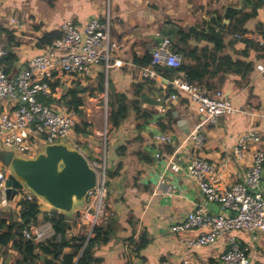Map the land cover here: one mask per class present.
<instances>
[{
    "label": "crops",
    "instance_id": "obj_1",
    "mask_svg": "<svg viewBox=\"0 0 264 264\" xmlns=\"http://www.w3.org/2000/svg\"><path fill=\"white\" fill-rule=\"evenodd\" d=\"M246 5L245 0H110L111 37L117 43L114 57L125 63L111 70L110 94L127 96L131 106L133 101L138 102L135 106L150 116L147 121L137 119L132 106L129 117L120 126L110 124V129L102 135L98 116L105 95L98 89L102 72L77 81L89 88L83 95V110L91 123V134L85 138L74 135V138L86 144L83 149L86 156L94 158L105 154L111 170L120 168V174L110 181L107 196V215L115 221L114 233L109 242L95 249L99 262L94 264H126L130 260L140 264H179L187 255V240L196 238L198 232H173L171 227L185 220L196 204H205L214 213L221 212L220 206L217 211L209 208L210 203L206 202L197 182L184 170L186 165L196 156L208 160L217 168L220 187L229 188L251 165L254 149L259 145L264 147V73L256 69L258 64H264V50L250 48L248 56H244L245 44L231 45L232 38H226L224 54L252 61L254 71L246 81L234 73H228L223 80L219 78L221 75L210 79V83L217 85L213 92L222 90L235 107L234 112L220 116L216 124L206 120L186 92L177 90V98H171V79L152 77L156 82H147L139 68L142 66L134 60L145 52L152 53L156 47L165 45L168 49L178 43L180 27L202 32L215 23L228 24L229 10L246 7L249 11L251 6ZM107 6L108 0H0V26L15 36L18 44L13 45L12 50L18 56L17 67L20 68L40 52L37 43L45 32L60 30V25L68 19L83 26L90 18H103ZM12 19L21 22L22 27L16 28ZM259 24H264L263 5L258 8L257 16L247 22L249 32L245 37L255 42L262 38L257 30ZM0 38L7 49L6 33L0 31ZM189 43L199 48L214 47L208 40L193 39ZM160 97L163 99L159 101ZM108 99L109 96L104 100L106 107ZM161 124L166 129L161 128ZM195 129L207 136L206 143L199 149L189 140ZM249 131L261 136V144L250 142L249 150L238 158L234 155L235 145L239 137ZM160 136H167L170 142L161 140ZM121 146L126 147L122 155L119 154ZM0 150H3L1 146ZM170 162L178 163L181 170L170 169ZM86 203L69 216L72 230L68 236L90 232V219L84 216ZM41 208V224L36 230L43 241L53 236L54 229L51 223L44 221V213L50 208L45 204ZM19 209L15 200L0 207L5 212L13 211L16 216ZM238 236L242 245L249 248L251 264H264V232H258L257 239L249 232ZM130 238L145 244L136 249ZM228 241L229 234H224L214 244L191 250V264H223L221 255ZM14 260L13 251L7 258L0 256V264H11ZM37 264L43 263L38 261Z\"/></svg>",
    "mask_w": 264,
    "mask_h": 264
},
{
    "label": "built area",
    "instance_id": "obj_2",
    "mask_svg": "<svg viewBox=\"0 0 264 264\" xmlns=\"http://www.w3.org/2000/svg\"><path fill=\"white\" fill-rule=\"evenodd\" d=\"M12 23L16 28L22 27L21 22L16 19H12ZM111 28L112 16L108 0L103 18H90L83 26H78L72 20H65L60 25L62 37L30 57L13 75L8 74L1 62L7 55V50H0V146L3 150L33 157L45 144L68 143L73 140L74 127L78 123L76 112L62 106L46 105L42 99L51 94L49 81L52 79H62L66 85L72 86L74 82L99 72L104 74V93L108 96L111 70L125 64L114 57L117 43L111 37ZM236 37L243 38L245 35L237 34ZM257 42L264 47L263 38ZM164 46L152 50L153 64L179 67L180 55L170 52ZM139 68L144 77L161 78L152 68ZM256 69L264 73V64H258ZM170 82L175 90H182L190 96L209 123L216 124L220 116L235 111L232 100L222 90L209 91L183 79H171ZM177 96L176 92L170 94L173 99ZM162 99L158 98L159 101ZM159 138L170 142L167 136ZM189 140L194 148L199 149L206 143L207 136L195 129ZM250 142L261 144V136L255 131L242 134L235 145L234 155L243 157L244 152L249 150ZM75 147L85 154L77 144ZM156 156L160 157V154L157 153ZM86 157L98 178L96 187L88 192L84 206V216L90 219L91 232L95 225L103 221L106 214L109 192L108 161L105 154L99 159ZM169 168L174 171L181 170L176 162H170ZM184 170L197 182L206 202L217 203L221 212L214 213L205 204H196L185 220L171 227L173 232H198L196 238L187 240L189 249L179 264H191V250L214 244L224 234H229V241L227 249L221 255L222 263L251 264L249 248L242 245L238 234L249 232L253 239H257L258 232H264V147L259 145L254 149L251 165L241 179L229 188L220 187L216 166L202 157L192 158ZM7 177L8 171L0 170V207L8 206L12 202L5 195ZM21 198L33 200L36 196L24 188L18 190L15 201ZM24 233L30 238L27 230ZM41 237L37 232V238L40 240ZM126 264L140 263L130 260Z\"/></svg>",
    "mask_w": 264,
    "mask_h": 264
},
{
    "label": "trees",
    "instance_id": "obj_3",
    "mask_svg": "<svg viewBox=\"0 0 264 264\" xmlns=\"http://www.w3.org/2000/svg\"><path fill=\"white\" fill-rule=\"evenodd\" d=\"M245 1L248 3L246 6H251V9L247 11L245 7L241 10H229L227 18L230 20V23L228 24L222 22L215 23L208 30L203 29L202 32H198L195 29L186 30L184 27H180V39L178 43L172 44L168 48L170 52L180 55L181 65L179 67L153 64V57L150 52H145L142 56L135 57V63L142 67L152 68L161 76L168 79H174V77L181 78L191 84L204 87L209 91L217 88V85L209 82L210 79L215 78L217 75H221L219 78L223 80L228 73H234L239 75L241 80L246 81L247 77L254 71V63L243 57L233 58L228 54H224L227 46L225 42L227 37L233 39L229 42L231 45L241 42L245 44V48L242 51L244 56H248L250 48H255L258 51L264 50V47L259 42L246 37L239 39L236 37L237 34L246 35L249 32L246 27L247 22L257 16L258 8L261 5L264 6V0H255L253 3L251 0ZM263 28L264 24L257 26V30L260 31L264 39ZM0 31L6 33L9 42L6 49L7 55L3 57L1 62L5 65L8 74L13 75L19 71L17 67L18 56L12 50L13 45H17L18 43L14 41L15 36L12 31L1 26ZM61 37L62 32L60 30L45 32L37 43L39 51L41 52L46 45ZM193 39L197 41L208 40L214 44V47L213 49H208L207 47L199 48L198 46L193 47L189 43ZM99 77L100 84L98 89L104 92V74H100ZM146 81L150 83L156 82L152 78H147ZM49 83L51 94L44 97L42 99L43 102L46 105H57L73 109L79 118V122L74 127V135H81L83 138L90 135L91 123L83 110V95L89 88L84 87L81 82H75L72 86H67L62 79H52ZM110 84L109 80L108 119L112 127L120 126L129 117L132 106L136 112L137 119L148 120L150 114L135 106L138 102L133 101L131 106L127 96H111ZM140 86L141 84H139ZM176 91L170 86V93ZM160 126L166 129L164 124ZM84 146L86 147V144ZM125 150V146L119 147V154H124ZM99 158L94 157L91 159ZM121 166L122 163H120L119 167ZM119 174L120 168L111 170L108 166V185H110L111 179L117 177ZM17 203L20 209L16 218L13 211L5 212L0 210V256L7 258L10 251H13L15 253V260L11 264H37L38 261H42L43 264L98 263L99 259L94 254L95 249L99 245L109 242L114 233L115 221L111 217H108L106 212L105 219L95 225L90 234L86 231L82 234L68 236L72 230L69 216L64 212L50 209V211L44 213V221L51 223L54 234L50 238L40 241L37 238L36 229L41 224L39 215L42 212V203L37 198L33 200L21 198ZM25 230L30 233V238L26 237ZM130 240L134 243V246L136 245V249L145 244L144 242L140 244L133 238H130ZM67 249L69 251H66Z\"/></svg>",
    "mask_w": 264,
    "mask_h": 264
},
{
    "label": "water",
    "instance_id": "obj_4",
    "mask_svg": "<svg viewBox=\"0 0 264 264\" xmlns=\"http://www.w3.org/2000/svg\"><path fill=\"white\" fill-rule=\"evenodd\" d=\"M4 169L7 200L13 201L18 190L26 188L42 204L68 216L84 205L98 181L85 154L66 142L45 144L33 157L0 150V170ZM209 208L217 211L219 205L210 203Z\"/></svg>",
    "mask_w": 264,
    "mask_h": 264
},
{
    "label": "rangeland",
    "instance_id": "obj_5",
    "mask_svg": "<svg viewBox=\"0 0 264 264\" xmlns=\"http://www.w3.org/2000/svg\"><path fill=\"white\" fill-rule=\"evenodd\" d=\"M3 42H4V40L0 38V50L6 49V48L3 47V44H4ZM104 100L107 101V96L106 95H104V97L102 99V103L101 104H103L102 105L103 107H102L101 111H98L99 123H100V128L102 130V135L105 134L107 129H110V122H109V119H108L109 109H108V107L104 106L105 105L104 104ZM78 121H79V118H78ZM67 144L72 146V147H75V145L77 144L82 150L84 149V143L82 141L76 142L74 137H73V140L69 141ZM107 202H108V200L106 201V210H107L106 212H109V207L107 206L108 205ZM14 217L16 218L17 216L15 215ZM0 255H1V253H0Z\"/></svg>",
    "mask_w": 264,
    "mask_h": 264
}]
</instances>
